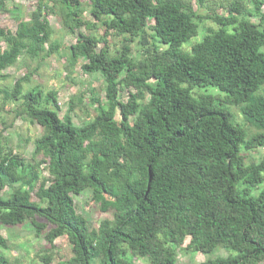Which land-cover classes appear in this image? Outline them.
Masks as SVG:
<instances>
[{"label":"trees","instance_id":"trees-1","mask_svg":"<svg viewBox=\"0 0 264 264\" xmlns=\"http://www.w3.org/2000/svg\"><path fill=\"white\" fill-rule=\"evenodd\" d=\"M8 1L0 0L2 12ZM190 1L37 0L14 33L0 29V79L22 58L36 72L62 50L68 75L82 61L83 74L99 73L105 83L104 103L89 92L94 115L81 127L71 114L83 93L59 118L56 91L26 89L29 73L0 88L3 106L19 103L18 116L42 129L33 156L43 158L48 174L39 176L41 163L26 164L7 144L0 148V192L10 191L0 196V225L29 222L49 248L65 237L72 257L57 264H130L131 257L173 264L185 240L203 256L226 254L202 264H264V159L247 162L250 152L264 150L263 2L252 0L249 9L245 0ZM49 16L76 36L73 45L52 41ZM98 29L101 35L92 33ZM110 37L121 39L113 54ZM85 191L112 213L94 230L74 206ZM6 249L0 235V264H8Z\"/></svg>","mask_w":264,"mask_h":264},{"label":"rangeland","instance_id":"rangeland-1","mask_svg":"<svg viewBox=\"0 0 264 264\" xmlns=\"http://www.w3.org/2000/svg\"><path fill=\"white\" fill-rule=\"evenodd\" d=\"M190 1V0H186ZM37 0H11L6 4L8 12L0 10V29L8 30L11 33L15 32L16 25L19 21L28 19L29 14L34 10ZM260 8V12L264 14V0ZM249 9H252V0H245ZM190 5L196 10V4L190 1ZM219 16H226L227 13L224 8L217 5L213 8ZM200 12V11H199ZM85 19L90 20V16L85 13ZM257 23L258 19H251ZM48 21L54 31L52 41L61 43V47L73 45L76 36L64 35L60 30V20L57 17L49 16ZM207 26H211V22H207L199 29V37L192 40L191 44L199 42L204 36V30ZM81 33L88 34L86 30H81ZM96 35H101L102 30L98 29L92 32ZM110 53H115L116 49L120 47V40L115 38H108ZM4 49V45L1 44ZM98 48H102V44ZM189 49V47H186ZM133 57L138 59L140 56L139 49L136 45L132 46ZM83 64L79 61L72 73L68 75L66 72V54L64 51L56 55L44 59L36 72H32L37 67L29 60L20 59L15 64L8 66L1 76L5 79H0V88L11 89L13 84L23 78L29 73V83L24 85L26 89L39 88L43 91L54 90L57 93V102L60 106L59 118H62L68 109L69 101L72 97L78 96L83 93V103L74 109L71 114L72 123L81 127L84 122L90 121L93 118V109L95 105L89 106L90 91H94L99 100L105 102V83L99 73L86 75L80 70V65ZM211 91V90H209ZM133 92V91H132ZM216 94V92L212 91ZM127 91L123 90L119 93V100L126 102ZM19 103L7 102L2 105L0 100V148L7 144L10 149L17 153L20 160L26 164L35 165L41 163L43 158L41 156H33L34 142L42 135V129L25 121L21 116ZM235 119L238 123L244 124L240 111L238 108L232 109ZM249 134H254L252 128H248ZM264 159V150L258 148L248 154V161L259 162ZM47 164H42L37 169L39 176L48 178ZM264 188V184L260 189ZM36 190L31 194V201L38 202L35 196ZM10 193L9 189H4L0 192V196L6 197ZM76 213L81 216L87 223L90 230L97 229L101 222L112 219V213H103L99 210L97 205L91 202V193L85 191L77 197H73ZM0 235L7 242V249L3 251L8 264H45L42 258H48L50 264H57L65 262L72 257L71 246L65 237L58 239L54 245L49 248L44 237H36L34 227L31 223L27 222L18 227H3L0 225ZM190 245L189 240H185L180 250L177 252L176 260L173 264H202L207 259H214L215 257H225L223 251H217L211 256H203L199 253L193 252L188 249ZM96 264V263H94ZM130 264H148L145 259L138 257H131Z\"/></svg>","mask_w":264,"mask_h":264}]
</instances>
